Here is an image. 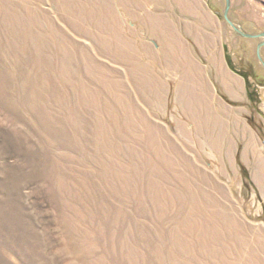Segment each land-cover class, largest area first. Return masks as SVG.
I'll return each instance as SVG.
<instances>
[{
    "label": "rangeland",
    "instance_id": "374dc122",
    "mask_svg": "<svg viewBox=\"0 0 264 264\" xmlns=\"http://www.w3.org/2000/svg\"><path fill=\"white\" fill-rule=\"evenodd\" d=\"M224 6L0 0V264H264L263 38Z\"/></svg>",
    "mask_w": 264,
    "mask_h": 264
},
{
    "label": "water",
    "instance_id": "95a60500",
    "mask_svg": "<svg viewBox=\"0 0 264 264\" xmlns=\"http://www.w3.org/2000/svg\"><path fill=\"white\" fill-rule=\"evenodd\" d=\"M225 1V6H224V9H223V19L226 21V23L229 25V27L232 29V31H234L235 33L237 32V34H239L240 36L242 37H246V38H255V37H263L264 38V33H256V34H250L243 31V29H241L239 26H236V24L231 21L229 18H228V10H229V7H230V0H224ZM264 44V40L261 41L260 43L257 44V47H256V57L258 59V61L261 63V65L264 67V61L262 60V57H261V54H260V49L261 47L263 46Z\"/></svg>",
    "mask_w": 264,
    "mask_h": 264
},
{
    "label": "crops",
    "instance_id": "0c3cea01",
    "mask_svg": "<svg viewBox=\"0 0 264 264\" xmlns=\"http://www.w3.org/2000/svg\"><path fill=\"white\" fill-rule=\"evenodd\" d=\"M219 69H220V71H222V76L219 77V79H220L219 82L221 84L222 91H223L224 95H238V94H240L241 85H239V83L236 82L235 85H237L236 87H238V92L234 93V91L229 88L227 83L223 82L225 78H230V77L228 76L227 73H225V71H224V69H222V67H220ZM223 74H224V76H223ZM230 80L232 81V79H229L228 82H230ZM245 90H246V88H245ZM246 95H247V93H246Z\"/></svg>",
    "mask_w": 264,
    "mask_h": 264
},
{
    "label": "bare ground",
    "instance_id": "6f19581e",
    "mask_svg": "<svg viewBox=\"0 0 264 264\" xmlns=\"http://www.w3.org/2000/svg\"><path fill=\"white\" fill-rule=\"evenodd\" d=\"M227 85H228V84H227ZM228 86H229V85H228ZM198 96H199L200 100L203 99V103H202V104H203L204 106H208V105L206 104V103H207V100H208L207 97H206L205 95H198ZM199 98H198V100H199ZM194 99H195V98H194ZM200 100H199V101H200ZM181 101H182V100H181ZM202 104H201V105H202ZM188 109H189V108H188ZM261 172H263V171H262V170L259 171V173H261Z\"/></svg>",
    "mask_w": 264,
    "mask_h": 264
},
{
    "label": "flooded vegetation",
    "instance_id": "af4514ba",
    "mask_svg": "<svg viewBox=\"0 0 264 264\" xmlns=\"http://www.w3.org/2000/svg\"><path fill=\"white\" fill-rule=\"evenodd\" d=\"M229 9H230V7H229ZM222 13H223V11H222ZM228 15H229V10H228ZM223 16V15H222ZM229 17V16H228ZM230 19V18H229ZM231 20V19H230ZM232 21V20H231ZM234 22V21H233ZM235 23V22H234ZM236 24V26H239L241 29H243L239 24H237V23H235ZM237 33V32H236ZM260 33H262V32H260ZM239 35V34H238ZM246 38V37H245ZM257 38H263V37H257ZM250 39H253V38H250ZM264 40V38L262 39V41ZM261 42V41H260ZM259 42V43H260ZM264 46V45H263ZM256 47H257V44H256ZM262 48V47H261ZM260 54H261V49H260ZM261 57H262V54H261ZM262 60H263V58H262ZM261 64V63H260ZM256 78L257 79H259V77L258 76H256Z\"/></svg>",
    "mask_w": 264,
    "mask_h": 264
},
{
    "label": "trees",
    "instance_id": "16d2710c",
    "mask_svg": "<svg viewBox=\"0 0 264 264\" xmlns=\"http://www.w3.org/2000/svg\"><path fill=\"white\" fill-rule=\"evenodd\" d=\"M246 87H247V91H248V95L247 96H249V95H252V92L250 91V89H249V85H248V82H247V85H246ZM250 97V96H249Z\"/></svg>",
    "mask_w": 264,
    "mask_h": 264
}]
</instances>
